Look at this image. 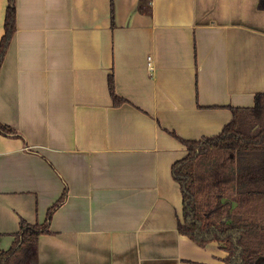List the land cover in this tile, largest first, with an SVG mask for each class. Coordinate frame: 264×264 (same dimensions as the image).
I'll return each instance as SVG.
<instances>
[{
	"label": "crops",
	"instance_id": "1",
	"mask_svg": "<svg viewBox=\"0 0 264 264\" xmlns=\"http://www.w3.org/2000/svg\"><path fill=\"white\" fill-rule=\"evenodd\" d=\"M15 4L0 67V123L15 130L0 132V253L21 220L43 223L57 204L36 264H224L220 242L179 232L172 165L264 94V0Z\"/></svg>",
	"mask_w": 264,
	"mask_h": 264
},
{
	"label": "trees",
	"instance_id": "2",
	"mask_svg": "<svg viewBox=\"0 0 264 264\" xmlns=\"http://www.w3.org/2000/svg\"><path fill=\"white\" fill-rule=\"evenodd\" d=\"M15 19V0H7L0 67ZM232 112L220 134L185 141L186 156L172 165L182 195L178 230L198 244L220 242L227 251L224 264H264V94L255 95L252 107ZM0 132L15 130L0 123ZM56 205L43 223L20 221L11 246L0 253V264H36L37 238L49 232Z\"/></svg>",
	"mask_w": 264,
	"mask_h": 264
}]
</instances>
